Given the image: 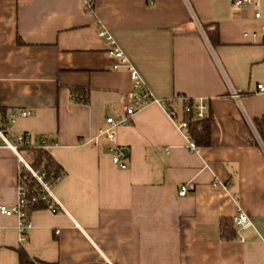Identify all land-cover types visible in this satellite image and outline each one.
Returning a JSON list of instances; mask_svg holds the SVG:
<instances>
[{"label": "crops", "instance_id": "crops-1", "mask_svg": "<svg viewBox=\"0 0 264 264\" xmlns=\"http://www.w3.org/2000/svg\"><path fill=\"white\" fill-rule=\"evenodd\" d=\"M264 8V0H260ZM253 8L228 0H0V107L28 109L9 124L51 140L62 210L0 212V264H264V33ZM102 24L157 98L203 97L209 143L190 150L170 117L181 102L150 101L116 127L124 168L105 144L81 142L117 117L131 82L96 35ZM215 27L213 40L203 26ZM257 30V35H242ZM238 91V100L228 95ZM259 140L263 141V146ZM27 157H29L27 155ZM16 156L0 146V204L16 201ZM181 184L186 187L178 194ZM249 223L219 236V219Z\"/></svg>", "mask_w": 264, "mask_h": 264}, {"label": "built area", "instance_id": "built-area-1", "mask_svg": "<svg viewBox=\"0 0 264 264\" xmlns=\"http://www.w3.org/2000/svg\"><path fill=\"white\" fill-rule=\"evenodd\" d=\"M93 0H82L84 9H90ZM231 4L236 6H245L253 8V16L255 18H264V8H260V0H228ZM259 30L264 33V22L259 25ZM257 30L243 31L242 35H250L254 37L257 35ZM96 35L104 40L105 52L114 57L116 61L112 64V68L123 66L129 74L131 89L130 94L124 98L121 113L117 117L106 115L103 119L104 125L97 127L96 132L89 135L81 142H88L92 145L101 144V141L105 144L107 153L110 156L111 162L116 164L120 168L126 166L123 160V153L120 146L115 141L116 127L125 123L134 111L141 108L144 104L150 101H156L162 106H166L174 98L179 99L181 102V109L183 116L176 118L174 112L168 109V113L178 129H180L187 141V146L190 150L197 151L198 147L192 140L189 132L187 131V115L190 109H194L195 117L198 119L205 117L207 114V104L203 97L198 96L193 99V103L187 101L185 95H175L170 98H157L155 97L149 88L145 85L141 79L138 71L128 61L120 47L117 45L109 31L102 24H99L96 29ZM255 90L257 92L264 93V83L256 82ZM228 95L238 100V91L233 88L228 90ZM29 113L28 109H12L6 118V122L0 119V146L9 148L16 156V201L15 203L7 207L5 204H0V212L5 215H14L16 217V229L18 241H23L26 238V231L31 226L29 219L30 206L32 204L41 203L44 208L49 209L52 212L62 210V205L55 198L52 193L51 186L56 182L60 175L55 176L53 182H47L44 179L43 172L38 168L32 166L33 152L31 147L35 145H41L47 149L51 140L43 135H32L29 132L23 131L17 134H12L8 131L9 124H12L16 117L25 116ZM261 146L263 141L259 140ZM27 155L29 157H27ZM43 162H46L44 159ZM28 178L34 180V184L31 186L33 193H29L26 181ZM178 194L183 195L186 192V187L181 184L178 188ZM232 222L235 226H243L248 224V218L246 214L239 211L232 217ZM45 264V263H40Z\"/></svg>", "mask_w": 264, "mask_h": 264}, {"label": "trees", "instance_id": "trees-1", "mask_svg": "<svg viewBox=\"0 0 264 264\" xmlns=\"http://www.w3.org/2000/svg\"><path fill=\"white\" fill-rule=\"evenodd\" d=\"M205 34L208 38L213 40V37L216 32V28H209L208 26H203ZM187 101L190 105L193 103L192 98H187ZM0 119L3 122H6L4 108L0 107ZM212 118L207 111L205 117L198 119L195 117L194 109L191 108L189 114L187 115V131L189 132L192 140L197 145H204L209 143V126ZM254 122L261 134L264 137V114L259 117L254 118ZM39 137V135H37ZM33 152V162L32 166L34 168H38L41 172H43L44 179L47 182H53L55 176L62 175V169L60 165L53 159L47 149L41 145H35L31 147ZM46 162H43V160ZM34 180L32 178H28L26 181L27 188L29 193H33L31 189L34 184ZM42 206L41 203L32 204L29 208L30 210L36 207ZM43 207V206H42ZM233 222L232 217H221L219 219V236L220 238L228 239L233 236ZM16 252L18 255L19 264H32V260L28 257L25 250L19 246L16 248Z\"/></svg>", "mask_w": 264, "mask_h": 264}, {"label": "water", "instance_id": "water-1", "mask_svg": "<svg viewBox=\"0 0 264 264\" xmlns=\"http://www.w3.org/2000/svg\"><path fill=\"white\" fill-rule=\"evenodd\" d=\"M121 151H122L123 156H124V153L126 152V149L125 148H121Z\"/></svg>", "mask_w": 264, "mask_h": 264}]
</instances>
